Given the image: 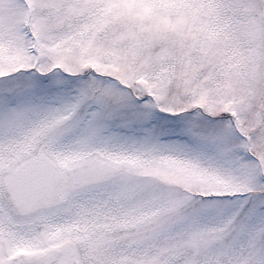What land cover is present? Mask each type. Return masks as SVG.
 <instances>
[{"label": "snow or ice", "instance_id": "6c2138e0", "mask_svg": "<svg viewBox=\"0 0 264 264\" xmlns=\"http://www.w3.org/2000/svg\"><path fill=\"white\" fill-rule=\"evenodd\" d=\"M0 264H264V0H0Z\"/></svg>", "mask_w": 264, "mask_h": 264}]
</instances>
